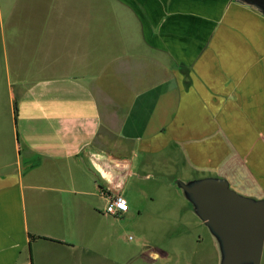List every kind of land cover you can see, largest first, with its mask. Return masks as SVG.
Listing matches in <instances>:
<instances>
[{
  "label": "crops",
  "instance_id": "obj_1",
  "mask_svg": "<svg viewBox=\"0 0 264 264\" xmlns=\"http://www.w3.org/2000/svg\"><path fill=\"white\" fill-rule=\"evenodd\" d=\"M263 25L232 0H0V264H218L153 171L179 159L264 199V118L249 107L264 102ZM89 153L128 160L127 179L155 173L208 239L121 243L141 215L103 213ZM239 172L256 188H234Z\"/></svg>",
  "mask_w": 264,
  "mask_h": 264
},
{
  "label": "water",
  "instance_id": "obj_2",
  "mask_svg": "<svg viewBox=\"0 0 264 264\" xmlns=\"http://www.w3.org/2000/svg\"><path fill=\"white\" fill-rule=\"evenodd\" d=\"M264 17V0H232ZM88 168L114 193L122 191L128 160L89 153ZM176 188L203 223L218 252V264H261L264 249V199L239 194L227 180L204 177L178 180Z\"/></svg>",
  "mask_w": 264,
  "mask_h": 264
},
{
  "label": "rangeland",
  "instance_id": "obj_3",
  "mask_svg": "<svg viewBox=\"0 0 264 264\" xmlns=\"http://www.w3.org/2000/svg\"><path fill=\"white\" fill-rule=\"evenodd\" d=\"M252 49H254V44H252ZM249 107L252 108L253 114H256V112H261L264 118V102L262 106L250 105ZM242 139H244V137ZM244 143L247 146H258V143H255L254 138L252 137H246ZM261 145L263 149L262 154L264 156V144L262 143ZM157 161H159L158 168L153 172H156L161 176V182L166 181L168 183L173 184L176 181L181 180L180 177L184 180H187L196 177L201 178L208 176V174L198 175L197 173H191L185 170V168H181L182 164L179 159L170 161L165 160L162 157L160 159H157ZM242 163L244 164V162ZM252 166L246 167L251 172L256 174L257 171L254 170ZM232 169L234 168L232 167ZM153 172L151 171V173ZM151 173L145 172V175L149 174V176H152L151 180H137L135 177H129L126 180L122 191L119 192V194H122L124 200L126 201V203H128L129 207L133 208V211H135V215H141L139 218L137 217V219L133 221H121L120 227L123 228L124 232H120L121 243L126 242L129 245L137 243L139 241H145L154 245L163 244L165 246H169L170 244L177 243L181 236L186 239L187 237H191L194 234L195 236L200 235L196 234L197 232H200L201 235H203V237L205 238V240L208 239V235L204 227H195L197 224L200 223H198V221L193 216L187 215L185 211L179 207V205H177L176 208L173 202H164L162 200L161 194L171 193L172 191L167 188H155L152 181L153 176H155V173ZM235 180L237 182L233 184V187L236 189L247 191L249 189H253L254 187L256 188V186H254L253 184H249V178H247L245 174H242L240 172L236 174ZM152 200L156 201V204L154 206L150 202ZM157 208H160L163 216H157ZM166 264H190V261L188 256L184 255L183 253H179L173 256H169V260ZM261 264H264V249Z\"/></svg>",
  "mask_w": 264,
  "mask_h": 264
},
{
  "label": "built area",
  "instance_id": "obj_4",
  "mask_svg": "<svg viewBox=\"0 0 264 264\" xmlns=\"http://www.w3.org/2000/svg\"><path fill=\"white\" fill-rule=\"evenodd\" d=\"M112 192V191H111ZM110 191L102 192L101 195L105 201L103 213L108 216H118L128 212V204L124 197L119 193L113 194ZM125 205V208H120L119 205ZM111 209V211H109Z\"/></svg>",
  "mask_w": 264,
  "mask_h": 264
},
{
  "label": "clouds",
  "instance_id": "obj_5",
  "mask_svg": "<svg viewBox=\"0 0 264 264\" xmlns=\"http://www.w3.org/2000/svg\"><path fill=\"white\" fill-rule=\"evenodd\" d=\"M121 205H123V204H121ZM121 205H119L120 208H125V205H123V207ZM109 211H111V209H109Z\"/></svg>",
  "mask_w": 264,
  "mask_h": 264
},
{
  "label": "snow or ice",
  "instance_id": "obj_6",
  "mask_svg": "<svg viewBox=\"0 0 264 264\" xmlns=\"http://www.w3.org/2000/svg\"><path fill=\"white\" fill-rule=\"evenodd\" d=\"M123 207V205H121Z\"/></svg>",
  "mask_w": 264,
  "mask_h": 264
}]
</instances>
